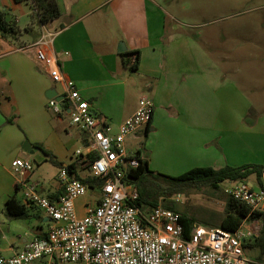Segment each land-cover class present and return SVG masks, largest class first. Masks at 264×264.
Segmentation results:
<instances>
[{
    "label": "crops",
    "instance_id": "0c3cea01",
    "mask_svg": "<svg viewBox=\"0 0 264 264\" xmlns=\"http://www.w3.org/2000/svg\"><path fill=\"white\" fill-rule=\"evenodd\" d=\"M58 1L61 17L43 25L33 17L30 4L0 0V11L19 29L16 34H0V257L21 252L49 228L44 213L26 203L25 188L12 162L24 158L38 166L28 181L42 196L57 200L65 192L59 172L49 176L43 171L47 164L55 168L46 161L49 158L41 152L27 153L25 142L42 145L64 166L87 162L86 135L67 115L48 108V91L55 89L62 96L64 85L53 83L35 51H21L44 37L41 48L58 60L64 78L75 82L92 112L113 133L136 112L141 96L154 101L149 125L126 139L128 153L136 155L129 149V140L145 134V150L137 152L152 171L179 176L196 167L264 163V111L256 108L262 106L215 70L206 76L198 71L197 46L186 30L164 21V14H157L149 0ZM22 21L24 28L19 26ZM30 36L31 41L23 40ZM122 42L125 53L118 52ZM138 52L140 64L133 69L127 61ZM245 82L257 87L247 77ZM78 149L82 158L75 155ZM75 174L84 179L90 176L89 168L85 177L82 166ZM252 177L249 181L260 188ZM89 190L101 194L98 187ZM12 197L27 206L26 217L8 214ZM82 209L77 208L81 217ZM36 220L48 228L34 224Z\"/></svg>",
    "mask_w": 264,
    "mask_h": 264
},
{
    "label": "built area",
    "instance_id": "2783aa9c",
    "mask_svg": "<svg viewBox=\"0 0 264 264\" xmlns=\"http://www.w3.org/2000/svg\"><path fill=\"white\" fill-rule=\"evenodd\" d=\"M44 42L45 37L21 51H35L37 61L48 68L53 83L64 85V99L51 98L48 108L55 114L67 115L71 124L86 135L87 154H97L89 167L90 176L104 180V184L95 206L86 203L81 217L76 200L85 196L89 188L76 174L67 167L60 170L65 192L51 200L29 184L34 162L15 159L12 170L25 188L24 199L44 213L49 228L45 236L33 238L21 252L0 257V264H264L247 256L245 249L260 236V220H245L235 232L194 223L187 236L181 213L162 203L156 207L137 204L138 192L125 178L140 161L128 153L126 139L150 123L154 101L141 96L136 112L113 133L92 112L75 82L64 78L58 60L41 48ZM75 155L82 158L84 154L78 149ZM226 193L251 213L264 211V183L260 188L249 180L227 184Z\"/></svg>",
    "mask_w": 264,
    "mask_h": 264
},
{
    "label": "rangeland",
    "instance_id": "374dc122",
    "mask_svg": "<svg viewBox=\"0 0 264 264\" xmlns=\"http://www.w3.org/2000/svg\"><path fill=\"white\" fill-rule=\"evenodd\" d=\"M149 3L155 7L157 14L159 11L164 14V21L186 30L188 38L197 46L198 71L206 76L215 70L219 77L233 83L240 91L244 90L256 106H262L256 107L257 110L264 111V0H149ZM19 26L24 28V21ZM23 40L29 42L32 37ZM246 77L257 87L246 84ZM141 137L137 141L129 140L128 146L133 154L138 149L145 150V134ZM59 170V167L54 168L50 164L43 168L49 176ZM83 170L85 177L87 168ZM251 179L255 180L254 177ZM226 185L224 183L223 190L218 193L210 190L185 191L174 195L168 202H174L180 212L193 217L196 223L211 227L207 223H219L226 214ZM98 198L97 192L89 190L76 201L77 208L82 211L86 203L95 206ZM23 221L29 224V220ZM259 222L263 226V222ZM34 224L48 228L47 223L41 220H36ZM252 243L245 247L246 254L258 259L260 250L253 248Z\"/></svg>",
    "mask_w": 264,
    "mask_h": 264
},
{
    "label": "trees",
    "instance_id": "16d2710c",
    "mask_svg": "<svg viewBox=\"0 0 264 264\" xmlns=\"http://www.w3.org/2000/svg\"><path fill=\"white\" fill-rule=\"evenodd\" d=\"M16 3H28L33 10V17L39 24L46 25L62 15L61 7L58 0H15ZM19 29L16 23L6 19V13L0 11V34L9 35L18 33ZM132 59L127 61L133 69H137L140 64V53L134 54ZM149 125V124H148ZM148 130H146L147 133ZM38 146L45 152L49 159L46 160L60 169L67 167L72 174L77 172V169L89 168L93 160L97 157L96 153L89 154L86 164L79 161L64 166L56 157L42 145ZM140 164L137 168H132L127 172L126 182L135 186L138 192L139 199L137 204L146 207H156L162 203L167 208H171L183 217L185 224L186 235L188 236L192 226L196 223L193 217L188 216L185 212H180L174 202H168V199L176 194H181L185 191L192 190H210L218 193L223 190V184L238 183L248 181L252 176H255L260 185L263 180L264 163L262 164H245L242 166L227 165L221 169L211 167H196L179 176H170L163 173L154 172L149 168L148 162L142 158L141 151L135 155ZM80 180L90 189L101 188L104 180L88 176ZM7 212L11 217L22 218L28 215V208L16 197L9 199L7 203ZM225 216L219 223H207L211 227H221L227 231L235 232L243 224L245 220L254 221L261 220L263 222L261 234L253 241V248L260 250L258 260L262 261L264 257V211L251 213L245 206L233 199L231 196L226 197ZM247 246V245H246Z\"/></svg>",
    "mask_w": 264,
    "mask_h": 264
},
{
    "label": "water",
    "instance_id": "95a60500",
    "mask_svg": "<svg viewBox=\"0 0 264 264\" xmlns=\"http://www.w3.org/2000/svg\"><path fill=\"white\" fill-rule=\"evenodd\" d=\"M127 50L126 45L124 42H122L118 48V52L120 53H125ZM47 97L49 99L51 98H56L58 101H62L64 99V96L59 95V93L55 90V89H51L50 91H48ZM24 150L27 153L30 154H34L36 152H41L43 155H45L47 157V159L49 158V156H47L45 154V152L38 146H33L29 141H26L24 144Z\"/></svg>",
    "mask_w": 264,
    "mask_h": 264
}]
</instances>
